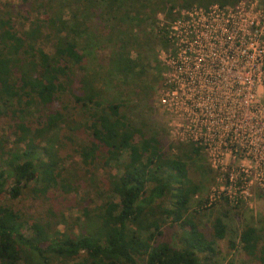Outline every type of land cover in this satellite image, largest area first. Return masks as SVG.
Returning a JSON list of instances; mask_svg holds the SVG:
<instances>
[{"label":"trees","instance_id":"16d2710c","mask_svg":"<svg viewBox=\"0 0 264 264\" xmlns=\"http://www.w3.org/2000/svg\"><path fill=\"white\" fill-rule=\"evenodd\" d=\"M238 1L22 0L15 10L0 0V264H216L229 211L201 230V173L212 172L201 147L165 144L125 96L146 101L134 83L160 77L147 58L162 36L136 27L157 11L170 21L175 9ZM102 48L105 91L84 66ZM76 191L81 215L62 223L53 201ZM25 193L51 202L24 212L13 201ZM238 242L264 264V228L245 224Z\"/></svg>","mask_w":264,"mask_h":264},{"label":"built area","instance_id":"2783aa9c","mask_svg":"<svg viewBox=\"0 0 264 264\" xmlns=\"http://www.w3.org/2000/svg\"><path fill=\"white\" fill-rule=\"evenodd\" d=\"M175 14L170 21L160 15L156 50L158 105L170 138L201 147L212 169L230 171V187L248 186L249 175L238 185L234 170L252 172L264 185V0L192 5Z\"/></svg>","mask_w":264,"mask_h":264},{"label":"rangeland","instance_id":"374dc122","mask_svg":"<svg viewBox=\"0 0 264 264\" xmlns=\"http://www.w3.org/2000/svg\"><path fill=\"white\" fill-rule=\"evenodd\" d=\"M14 4V9L17 10L18 6L21 5L22 0H1ZM192 6V5H191ZM153 7V6H152ZM190 7V6H189ZM188 8V7H186ZM178 11L177 9L174 10ZM160 15L163 16V13L157 11L154 17V22L150 19L145 21L142 27H136L137 33L143 31V37H150L151 41L154 42L157 40V37L162 36V30H160L158 25V20ZM174 16V15H173ZM159 43H163L162 40ZM159 43L153 45L152 55L149 56L148 61L153 65L157 66L156 63V50L159 47ZM109 55V50L102 48L97 53H95L92 57H86L84 61V66L86 68V72L91 74L95 79L99 88L102 87L105 91V87L102 85V79L104 75L103 69H105V59L104 57ZM131 56H135V51L131 50ZM160 70V68H159ZM80 72H85L82 69ZM143 78L139 79L134 83L132 87L135 91H139L140 96H144V91H147V100H140L133 96L132 94H128L125 96V99H129L132 105L130 106L131 113H135L139 117L143 118L142 122H145V125L152 128L156 127L159 130V135L164 139L165 144L169 142H174L175 140L170 138L169 130H168V115L162 110V108L158 105V92H157V84L158 81L147 82L146 85L144 82H141ZM139 86V88H138ZM112 91L108 89L107 95H111ZM105 94V93H104ZM262 98L260 95L258 98ZM161 127V128H160ZM167 133V134H166ZM166 135V136H165ZM178 142V141H177ZM66 154V153H65ZM70 157H72L73 153L69 152ZM202 157H200V164L209 167L212 172L209 174L207 171H202L201 180L203 184V190L200 193V198L202 203L200 205L201 208L207 209L206 211L199 212V222L201 226V230L207 234L210 228V220L211 218L218 213V209L224 208L229 211V216L225 218L227 221L228 230L226 233V237L218 240V248L219 252L216 256V264H252L251 261L245 256L242 252L240 243L238 242V235L240 231L243 229L245 224H253L258 228H264V185H259L254 179V173L252 172H242L239 170H234L232 173L237 177L236 182L238 185H241L242 181L249 175L248 178V186L246 188L238 187L237 185L231 186L228 182V175L230 173L229 170H214L210 167V164L202 152ZM70 158L67 160V164L69 163ZM199 160V159H198ZM229 168L230 158L226 159ZM230 169V168H229ZM204 170V169H203ZM102 172V171H101ZM54 193V192H53ZM221 194L220 197H216V201H214L210 206H205L206 201L209 199L210 195ZM81 192L76 191L74 194L61 196L60 199L54 200L56 208H60L63 210L65 218H63V222L68 221V218L73 216L80 217L81 211L78 209ZM230 195H237L239 197L237 202L232 201ZM92 196V195H91ZM1 199L4 201L5 198L2 195ZM64 199V202H60ZM195 201V200H194ZM34 202V203H33ZM51 202V201H49ZM48 202V203H49ZM14 205L17 208L22 209V211H28L29 213L37 212L35 208L38 210H42L47 207V202L43 201H32L30 195L25 193L21 195L17 200L13 201ZM78 203V205H77ZM192 207H195V204H192ZM195 205V206H194ZM199 207V208H200ZM75 227H78L75 225ZM166 237L173 244L177 245V239L173 231L169 228L166 229L165 232ZM175 240V241H174ZM231 241L235 242V246H231Z\"/></svg>","mask_w":264,"mask_h":264}]
</instances>
